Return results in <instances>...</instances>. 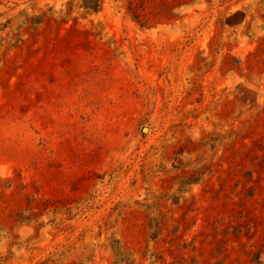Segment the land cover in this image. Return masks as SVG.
I'll return each instance as SVG.
<instances>
[{"label":"rangeland","instance_id":"rangeland-1","mask_svg":"<svg viewBox=\"0 0 264 264\" xmlns=\"http://www.w3.org/2000/svg\"><path fill=\"white\" fill-rule=\"evenodd\" d=\"M0 264H264V0H0Z\"/></svg>","mask_w":264,"mask_h":264}]
</instances>
